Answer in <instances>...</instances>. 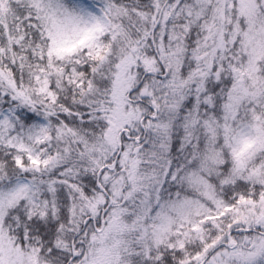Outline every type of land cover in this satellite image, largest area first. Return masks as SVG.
I'll list each match as a JSON object with an SVG mask.
<instances>
[{
	"label": "snow or ice",
	"instance_id": "1",
	"mask_svg": "<svg viewBox=\"0 0 264 264\" xmlns=\"http://www.w3.org/2000/svg\"><path fill=\"white\" fill-rule=\"evenodd\" d=\"M0 264H264V0H0Z\"/></svg>",
	"mask_w": 264,
	"mask_h": 264
}]
</instances>
